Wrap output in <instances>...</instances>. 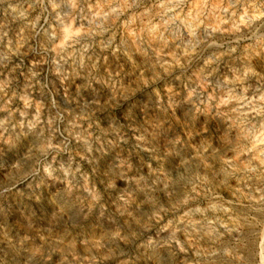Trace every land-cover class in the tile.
Masks as SVG:
<instances>
[{"label":"clouds","instance_id":"obj_1","mask_svg":"<svg viewBox=\"0 0 264 264\" xmlns=\"http://www.w3.org/2000/svg\"><path fill=\"white\" fill-rule=\"evenodd\" d=\"M0 264H264V0H0Z\"/></svg>","mask_w":264,"mask_h":264}]
</instances>
